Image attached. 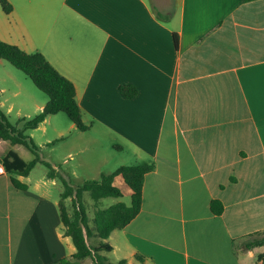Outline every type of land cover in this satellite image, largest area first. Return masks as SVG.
<instances>
[{
    "label": "crops",
    "instance_id": "1",
    "mask_svg": "<svg viewBox=\"0 0 264 264\" xmlns=\"http://www.w3.org/2000/svg\"><path fill=\"white\" fill-rule=\"evenodd\" d=\"M7 1L0 40L42 53L75 85L89 126L77 132L101 131L102 141L72 143L67 157L106 144L104 161L119 160L116 170L154 166L139 215L107 240L108 259L264 262V246L248 248L264 231V0ZM124 85L138 89L134 99L121 96ZM113 172L96 170L100 178ZM47 174L18 177L25 191L0 177V264H57L76 253L60 217L63 192H53L63 185ZM113 184L123 198L109 207L125 196L129 205L123 177ZM212 201L223 204L222 215Z\"/></svg>",
    "mask_w": 264,
    "mask_h": 264
},
{
    "label": "trees",
    "instance_id": "2",
    "mask_svg": "<svg viewBox=\"0 0 264 264\" xmlns=\"http://www.w3.org/2000/svg\"><path fill=\"white\" fill-rule=\"evenodd\" d=\"M254 1V0H246ZM6 14L12 12L7 0H0ZM6 61L14 68L26 74L38 90L48 96V102L42 112L32 120L23 119V128L19 129L10 121L8 114L0 105V163L6 169L13 186L25 191L28 186L18 177H28L38 165H44L49 179H58L63 185V193L59 201L60 217L64 234L70 237L76 253L69 259L57 264H81L91 258L94 264H127L111 262L105 255L113 250L107 242L110 235L123 230L140 213L143 201V185L145 176L154 169L153 165H122L109 175H102L99 180H87L81 185H74L71 177L45 162L41 156V148L27 134L37 129L49 116L66 114L80 132H86L82 112L76 99L75 85L55 69L40 52L27 53L15 45L0 40V62ZM120 94L125 99H134L138 89L132 85L120 87ZM122 176L132 190L131 203L118 202L106 209L96 208L90 212L86 195L93 202L102 199H121L122 192L114 186V179ZM70 202V204L68 203ZM211 211L220 216L224 206L220 201L211 202ZM253 241L248 248L264 246V231L252 235ZM140 261L143 257L137 256Z\"/></svg>",
    "mask_w": 264,
    "mask_h": 264
},
{
    "label": "rangeland",
    "instance_id": "3",
    "mask_svg": "<svg viewBox=\"0 0 264 264\" xmlns=\"http://www.w3.org/2000/svg\"><path fill=\"white\" fill-rule=\"evenodd\" d=\"M0 88L6 90L0 95V102L7 111L11 123L19 129L23 128V119L29 121L40 114V111L36 109V102H44L45 104L48 102V96L38 90L26 74L6 61L0 65ZM16 92H18L17 96ZM73 125L66 114L60 113L47 117L46 122L37 129L27 132V134L41 148L43 160L67 173L74 185H81L87 180H99L100 177L96 174V170L99 168H104V172L107 174L116 170V164L119 160H112L114 165L113 163L106 164L104 161L106 156L108 157L106 144L93 145L89 153L76 154L73 159L67 157L72 143L87 144L92 140H103L100 135L101 131L94 130L90 133L80 134L77 132L76 126ZM119 157L125 158L124 161L120 162L131 164L126 155H119ZM46 171L43 165H38L31 173L30 179L34 182L41 178ZM117 187L123 191L120 186L117 185ZM62 189L59 183L53 188V192L58 197L63 192ZM85 199L90 212L96 208H108L111 202V199H102L96 203L93 202L90 195H86ZM123 201L129 203L130 198L125 196ZM68 203L70 204L69 201Z\"/></svg>",
    "mask_w": 264,
    "mask_h": 264
},
{
    "label": "built area",
    "instance_id": "4",
    "mask_svg": "<svg viewBox=\"0 0 264 264\" xmlns=\"http://www.w3.org/2000/svg\"><path fill=\"white\" fill-rule=\"evenodd\" d=\"M7 175L6 169L2 163H0V177ZM264 263V262H262ZM261 263V264H262Z\"/></svg>",
    "mask_w": 264,
    "mask_h": 264
}]
</instances>
